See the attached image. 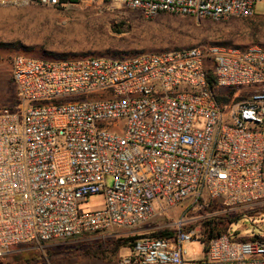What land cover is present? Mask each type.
<instances>
[{"label": "built area", "instance_id": "obj_1", "mask_svg": "<svg viewBox=\"0 0 264 264\" xmlns=\"http://www.w3.org/2000/svg\"><path fill=\"white\" fill-rule=\"evenodd\" d=\"M262 1L112 0L145 18L215 21L250 18ZM12 77L19 103L0 109V256L133 229L186 201L178 222L160 226L175 236L138 240L121 264H264V235L226 234L210 241L205 258L189 260L187 245L201 241V230H185L216 216L204 213L214 201L230 211L264 204V48L194 46L126 59L17 55ZM220 89L236 91L225 105ZM242 90L250 94L239 100ZM96 195L104 206L83 210Z\"/></svg>", "mask_w": 264, "mask_h": 264}, {"label": "rangeland", "instance_id": "obj_2", "mask_svg": "<svg viewBox=\"0 0 264 264\" xmlns=\"http://www.w3.org/2000/svg\"><path fill=\"white\" fill-rule=\"evenodd\" d=\"M256 13L250 18L221 21L170 13L145 18L139 11L116 5L112 0H79L63 5L42 4L34 0L27 6L0 7V109L19 103L12 77V63L17 55L56 59L84 56L126 59L141 53L194 46L264 48V1L257 4ZM217 92L229 95L230 89ZM249 94L246 90L238 93L239 98ZM114 181L109 177L108 186L111 187ZM187 205L185 201L168 208L163 214L133 229L116 228L104 234L87 233L78 239L32 245L37 258L23 264H121L122 257L130 249L116 250V239L160 233L164 231L160 226L175 224L186 214ZM103 206V196L96 195L88 199L83 210L92 211ZM205 209L211 214L216 212L219 218H240L238 223L228 226V230L232 228L229 234L236 239L264 235V204L253 210L230 211L222 208L219 201H214ZM195 228L202 232L198 223L189 230ZM22 248L24 246L0 256V264H13V255L20 253ZM187 250L189 260H200L206 256L202 240L188 244Z\"/></svg>", "mask_w": 264, "mask_h": 264}, {"label": "trees", "instance_id": "obj_3", "mask_svg": "<svg viewBox=\"0 0 264 264\" xmlns=\"http://www.w3.org/2000/svg\"><path fill=\"white\" fill-rule=\"evenodd\" d=\"M79 0H60L59 5L67 4V3H77ZM109 1V0H107ZM208 80L210 83V88H214L213 85V77L212 74L210 73L208 76ZM235 90L231 89L229 92V95H220L218 97V100L221 104L225 105L230 102L231 98L235 94ZM245 97L239 98L245 99ZM221 203V202H220ZM221 207L223 205L221 204ZM209 208V207H207ZM208 212L205 209L204 213ZM240 221V218H230V217H209L203 221L198 222V226L202 228L201 232V240L202 243L204 244V252L207 254L208 249H209V243L212 239L221 237L223 235L229 234L232 231V228L228 230V226L231 225V227ZM194 225H191L187 228H185L186 231H189V229L194 228ZM177 233L176 230H164L160 233H152L149 235H143V236H130V237H120L115 240L114 244L116 247V250H120L123 248H129L130 250L135 246L136 242L144 237H151V238H171L175 236ZM238 232L235 231V236H237ZM235 240V238H232ZM240 241H245V238H239ZM43 245H46V243H43ZM32 245H26L24 248H22V251L18 254L13 255V258L15 262L13 264H17V262L23 264L24 262H31L33 259L37 258V251L34 249V247H31ZM16 250V249H15ZM14 252V251H13Z\"/></svg>", "mask_w": 264, "mask_h": 264}]
</instances>
